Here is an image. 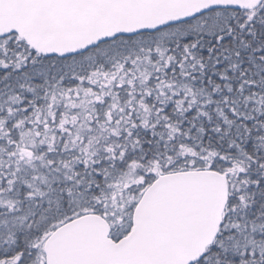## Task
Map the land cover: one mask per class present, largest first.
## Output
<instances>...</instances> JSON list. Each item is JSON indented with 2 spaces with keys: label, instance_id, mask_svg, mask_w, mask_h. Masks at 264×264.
<instances>
[{
  "label": "snow or ice",
  "instance_id": "6c2138e0",
  "mask_svg": "<svg viewBox=\"0 0 264 264\" xmlns=\"http://www.w3.org/2000/svg\"><path fill=\"white\" fill-rule=\"evenodd\" d=\"M0 264H264V0H0Z\"/></svg>",
  "mask_w": 264,
  "mask_h": 264
}]
</instances>
